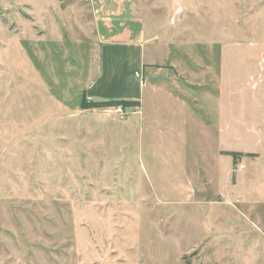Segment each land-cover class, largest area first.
<instances>
[{
	"label": "rangeland",
	"instance_id": "rangeland-1",
	"mask_svg": "<svg viewBox=\"0 0 264 264\" xmlns=\"http://www.w3.org/2000/svg\"><path fill=\"white\" fill-rule=\"evenodd\" d=\"M115 1L173 52L123 117L86 103L98 0H0V264H264V0Z\"/></svg>",
	"mask_w": 264,
	"mask_h": 264
},
{
	"label": "crops",
	"instance_id": "crops-1",
	"mask_svg": "<svg viewBox=\"0 0 264 264\" xmlns=\"http://www.w3.org/2000/svg\"><path fill=\"white\" fill-rule=\"evenodd\" d=\"M110 1L98 0L97 7L94 10L95 28L101 44L100 64L96 72H92V70L88 72L91 77L92 73H95V76L86 87V96L93 101L135 100L143 104L144 96L147 92L142 78L144 67L146 65L159 67L171 65L169 62L173 63V52L170 50L171 54H167L169 59L163 57V55L160 56L159 53L163 46H167L169 49L172 48L171 40L163 37L159 29L148 30L144 17L142 25L140 28L138 26V30H136V27L134 33L132 32L128 36H124L121 33L110 36L100 27V19L98 18L100 13L104 14L103 9ZM114 1L112 0V2ZM115 2L122 4L126 10L125 12H127H124L126 16L123 19L130 20L135 18L140 23L138 18L140 15L142 16L141 10L143 8L137 1L119 0ZM135 7H138V10H135ZM104 20L108 22V26L111 18L108 17ZM159 57H161V60ZM164 59L166 60L163 61ZM158 93L156 86L151 87L150 92H147L148 96L151 94V99L149 98V100L153 101L154 95L156 102Z\"/></svg>",
	"mask_w": 264,
	"mask_h": 264
},
{
	"label": "trees",
	"instance_id": "trees-1",
	"mask_svg": "<svg viewBox=\"0 0 264 264\" xmlns=\"http://www.w3.org/2000/svg\"><path fill=\"white\" fill-rule=\"evenodd\" d=\"M88 106L92 107H113L118 104H123L124 106H138L140 103L135 100H108V101H88L86 102ZM228 155H231L234 159V162L237 161L238 156L240 155V152H227Z\"/></svg>",
	"mask_w": 264,
	"mask_h": 264
},
{
	"label": "built area",
	"instance_id": "built-area-1",
	"mask_svg": "<svg viewBox=\"0 0 264 264\" xmlns=\"http://www.w3.org/2000/svg\"><path fill=\"white\" fill-rule=\"evenodd\" d=\"M113 109L116 113H118L119 115H121L122 117L124 116V106L123 105H116V106H113Z\"/></svg>",
	"mask_w": 264,
	"mask_h": 264
}]
</instances>
